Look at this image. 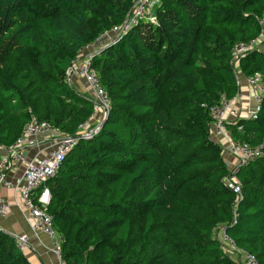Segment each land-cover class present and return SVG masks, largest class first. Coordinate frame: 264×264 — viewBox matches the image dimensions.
<instances>
[{
  "label": "trees",
  "instance_id": "16d2710c",
  "mask_svg": "<svg viewBox=\"0 0 264 264\" xmlns=\"http://www.w3.org/2000/svg\"><path fill=\"white\" fill-rule=\"evenodd\" d=\"M135 1L0 0V158L31 116L68 136L89 120V96L66 73L100 38L91 66L108 116L45 183L63 264H242L225 254L219 227L264 264V95L256 119L226 125L232 140L261 146L237 168L238 202L209 136L211 108L238 92L232 49L259 39L264 0H156L154 23L113 33ZM236 68L264 82V48ZM0 264H29L2 231Z\"/></svg>",
  "mask_w": 264,
  "mask_h": 264
},
{
  "label": "built area",
  "instance_id": "2783aa9c",
  "mask_svg": "<svg viewBox=\"0 0 264 264\" xmlns=\"http://www.w3.org/2000/svg\"><path fill=\"white\" fill-rule=\"evenodd\" d=\"M156 0H136L132 6L129 16L120 27H114L113 33L123 34L131 24H136L137 20L146 18L154 23L155 19L150 14V5ZM146 16V17H145ZM257 24H264V12L260 18L256 19ZM111 44L115 42L111 39ZM259 40L255 39L248 43H236L232 49V66L237 67L239 60L250 51L257 48ZM102 40L99 38L92 44V48H99ZM96 50V49H95ZM94 52V50H93ZM66 81L71 83V77L79 79L88 89L89 100L93 105V113L84 125H81L77 133L68 136L61 133L50 123L38 120L31 116L24 126L19 138L9 147L2 148L0 158V186L6 189L18 191L21 198V207L26 211L30 229L32 232H41L52 239V253L56 257L58 264H63L60 259L61 239L56 235L52 226L51 217L46 213L50 202V193L45 187L47 180L52 178L60 169L67 153L76 146L80 140H89L97 134L101 122L108 112L110 99L104 89L100 86L98 75L91 66V54L74 65L71 72L67 71ZM236 83L239 86L240 77L235 72ZM248 86L247 98L251 100L252 107L247 112L238 109L239 96L236 94L229 100L221 96L219 104L211 108L212 127L214 136L225 142L228 154L234 160L232 172L224 179V186L229 189L238 202L241 196V186L236 177L237 168L248 164L261 157V146H250L249 144L232 140L227 124L235 123L239 118L254 120L257 118L262 97L264 95V82L260 74L255 73L246 77ZM102 115V118H101ZM241 128L239 127L238 130ZM46 142V146L34 157L28 154L29 148L39 142ZM15 166L21 168V173L12 180H7L5 175ZM7 203L0 200V217L7 212ZM17 249L24 253L28 238L19 235L15 238ZM252 264H256L253 257L247 255Z\"/></svg>",
  "mask_w": 264,
  "mask_h": 264
},
{
  "label": "crops",
  "instance_id": "0c3cea01",
  "mask_svg": "<svg viewBox=\"0 0 264 264\" xmlns=\"http://www.w3.org/2000/svg\"><path fill=\"white\" fill-rule=\"evenodd\" d=\"M112 38V37H110ZM264 39V24L262 27V32L259 37ZM262 39V40H263ZM105 39L103 43L108 42ZM261 43V42H260ZM96 48H90L85 50L81 56L87 57ZM235 72L239 74L240 84L238 86V96L239 101L237 103L238 109L242 112H247L252 107L251 100L247 98L248 86L246 83V77L242 74L239 68H235ZM72 87L80 94H85L89 96L88 89L84 84L76 77H71ZM102 118V115H101ZM46 142H39L35 146L29 148L28 154L32 157L37 155V153L46 146ZM21 173V168L15 166L12 170L8 171L5 175L7 180H12L13 178L19 176ZM12 178V179H11ZM0 200L6 202L7 212L5 216L0 217V231L5 234H9L11 237L15 238L19 235H25L28 238L27 247L24 251V256L28 260L29 264H58L56 257L51 251L52 239L41 232L34 233L30 229L27 213L21 207V198L18 191L13 189H6L0 186Z\"/></svg>",
  "mask_w": 264,
  "mask_h": 264
},
{
  "label": "rangeland",
  "instance_id": "374dc122",
  "mask_svg": "<svg viewBox=\"0 0 264 264\" xmlns=\"http://www.w3.org/2000/svg\"><path fill=\"white\" fill-rule=\"evenodd\" d=\"M261 38L258 44V47L261 49L264 48V39ZM261 42V43H260ZM239 64V63H238ZM71 85V83H70ZM210 139L211 141L216 144L217 146L220 147L221 152L219 154V156L223 159L225 166L228 170V174L232 172V168L234 166V160L232 159V157L228 154L227 150H226V146H225V142L221 141L220 139H218L216 136H214L213 131L212 133H210ZM234 209V208H233ZM232 209V210H233ZM233 212V211H232ZM222 227H219V231H217L218 234H220L221 236V242L223 243V250L225 252V254L229 255L233 260L235 261H239L242 264H251L250 261L247 258V255H245L243 252L238 251L233 245L232 243H230L225 236L222 234ZM217 235V234H216ZM218 236V235H217ZM52 248V247H51ZM253 264V263H252Z\"/></svg>",
  "mask_w": 264,
  "mask_h": 264
},
{
  "label": "water",
  "instance_id": "95a60500",
  "mask_svg": "<svg viewBox=\"0 0 264 264\" xmlns=\"http://www.w3.org/2000/svg\"><path fill=\"white\" fill-rule=\"evenodd\" d=\"M105 48H106V47H105ZM105 48L100 49V51L103 50V49H105ZM84 58H85L84 56H79L78 58H76L75 60H73V61L70 63V65H69L68 71L71 72L72 69H73V67H74V65H76L79 61H81V60L84 59ZM107 116H108V112L105 114V117L103 118L101 124L104 123V121H105V119L107 118ZM7 235H9V234H7ZM9 236H10V235H9Z\"/></svg>",
  "mask_w": 264,
  "mask_h": 264
}]
</instances>
